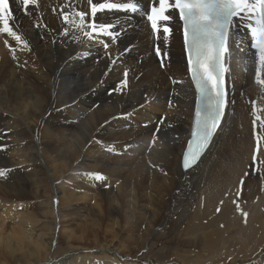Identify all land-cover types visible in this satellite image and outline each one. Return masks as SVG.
<instances>
[{"label":"bare ground","instance_id":"bare-ground-1","mask_svg":"<svg viewBox=\"0 0 264 264\" xmlns=\"http://www.w3.org/2000/svg\"><path fill=\"white\" fill-rule=\"evenodd\" d=\"M38 2L20 0L7 17L19 41L0 32V264H264V85L257 83L264 67L250 36L236 42L247 32L238 28L229 41L219 128L198 163L182 172L195 94L180 26L158 32L160 65L149 34L129 47V23L111 21L118 11L105 7L93 16L87 0ZM44 167L53 170L54 188ZM104 170L111 176L96 179ZM207 187L228 193L247 218L202 232L212 213ZM109 205L114 220L105 222ZM125 205L119 229L116 211ZM81 215L76 227L63 223ZM236 228L249 247L229 248V256ZM56 231L65 236L61 250Z\"/></svg>","mask_w":264,"mask_h":264},{"label":"snow or ice","instance_id":"snow-or-ice-1","mask_svg":"<svg viewBox=\"0 0 264 264\" xmlns=\"http://www.w3.org/2000/svg\"><path fill=\"white\" fill-rule=\"evenodd\" d=\"M30 2L34 4L35 0H23L24 5ZM87 2L92 5L93 16L105 7L137 11L135 3L105 5L93 3V0ZM173 10H178L184 23L190 71L199 92V99L203 102V110L197 112L194 139L190 142L191 151L186 152L184 157V166L187 168L196 162L203 149L207 147L219 123L224 99L221 73L226 71L221 61L228 51V42L237 27L240 32L247 29L245 36L236 41L237 44L250 36L249 47L255 50L252 55L257 57L261 67H264V0H174L171 4L169 0H159V7H152V14L148 16L153 29H157L159 21L171 20ZM10 15L8 0H0V21L3 22L0 32H7L19 41L20 36L8 26L7 17ZM76 15L83 22L85 13L77 12ZM164 31L168 32V28L164 27ZM259 76L258 69L257 83L264 85V79H260ZM253 160H256L255 155ZM0 175H3V172H0ZM101 178L99 175L96 176V179Z\"/></svg>","mask_w":264,"mask_h":264},{"label":"rangeland","instance_id":"rangeland-1","mask_svg":"<svg viewBox=\"0 0 264 264\" xmlns=\"http://www.w3.org/2000/svg\"><path fill=\"white\" fill-rule=\"evenodd\" d=\"M177 33V32H176ZM177 35H179V33H177ZM252 50V49H251ZM241 52H242V50H241ZM244 73H245V71H244ZM170 77V76H169ZM37 83V82H36ZM38 84V83H37ZM262 88L263 87H261V90H262ZM250 89V88H249ZM14 114V113H13ZM165 114V112H163V113H161L160 114V116H159V118H160V120H166V116L164 115ZM15 117V118H14ZM13 118L15 119V120H17V121H20L21 122V117L18 115V117H17V115H15L14 114V116H13ZM24 125V124H23ZM175 125V123H173V125L172 124H170L169 126H170V128H172L173 126ZM48 134V133H47ZM171 136V135H170ZM16 146V145H15ZM15 146H13L12 148H11V150H13V151H11V153L12 152H15V155H19L16 151H15V149H14V147ZM128 146V145H127ZM135 147H137V146H135ZM113 151H115V150H113ZM147 151L148 150H145L144 151V153H147ZM42 156H40V153H38V159H40V162L41 163H43L44 164V161H43V159L41 158ZM122 157H124V156H122ZM48 163L49 164H51L49 161H48ZM74 164H78V161H76V160H74ZM41 167H43V166H41ZM157 167H159V166H157ZM45 168V167H44ZM46 169V174H44V176L45 175H47V177L45 176V181L46 180H48L50 177H51V175H53V170H47V168H45ZM159 169V168H158ZM257 170V169H256ZM256 170H255V172H256ZM260 171H261V168L259 169ZM52 172V173H51ZM54 173H56V172H54ZM50 176V177H49ZM99 176H101L102 178L100 179V180H102L103 178H105L106 176H111L110 174H109V172L107 171V170H104V174L103 173H100L99 174ZM74 177V175H72V178ZM71 178V181H70V185L72 186V188H73V192H75V193H77V189H79L80 188V183L79 182H77V181H75L74 180V178L72 179ZM68 179V178H67ZM89 179V178H88ZM47 182V181H46ZM45 182V183H46ZM68 182V181H67ZM120 182H121V180H119V181H116L115 182V184L116 185H118V184H120ZM78 183V184H77ZM48 184H49V186H51L52 188H54V186H53V181H51V179H49L48 180ZM77 184V185H76ZM55 185V184H54ZM207 195H206V197H207V199H210L207 203H208V205H209V207H210V209H212V213L208 216V222L206 223V225H202V226H200L199 227V229L201 228V231L203 232L204 231V226H206V228H207V226L208 227H212V226H217V227H219L222 223H224V221H230V222H233V220H238V219H241L242 218V220L243 219H246L247 218V215L246 214H248V212L249 211H246L245 209H242L241 207H239V205H235V202H234V200H231V198L230 197H228L227 195H229L228 193H226L225 191H218V192H211L210 191V189H209V187H207ZM187 193L186 194H190V192H191V190H189V189H187V191H186ZM211 192V193H210ZM218 193H220V194H218ZM227 196V197H226ZM221 197V198H220ZM224 197V198H223ZM226 198V199H225ZM213 199V200H212ZM223 199V200H222ZM230 199V200H229ZM258 199V197H256L255 199H252V202H251V204H254V202L256 201ZM228 202H227V201ZM226 201V202H225ZM230 202V203H229ZM74 203H77L78 205H81V204H83L84 203V201H78V202H74ZM86 203L87 204H89V205H87V207L89 208V209H93V204H94V202H93V200H87L86 201ZM228 204V205H227ZM54 205H55V202H54ZM91 205V206H90ZM215 206V207H214ZM216 206H218V207H216ZM222 206V207H221ZM226 208H225V207ZM228 206V207H227ZM242 206H243V208H245V206H246V202L245 201H243V204H242ZM96 207V206H95ZM203 207V197H202V202H201V208ZM224 207V208H223ZM250 207H251V205H250ZM249 207V208H250ZM126 208H128L129 209V207L127 206V205H125L124 206V209L123 208H119L118 207V210L116 211L117 213H119V215H120V222H119V225H120V227H119V225H117L118 227H119V229H121V227H123L124 226V221L126 220V216H127V214H128V212H125V211H128ZM214 208V209H213ZM216 208V209H215ZM249 208L247 209V210H249ZM96 209H97V207H96ZM95 209V211H96V213H98L97 211L98 210H96ZM126 209V210H125ZM233 209V210H232ZM87 210V209H86ZM67 211V210H66ZM65 211V212H66ZM223 211V212H222ZM246 211V212H245ZM88 212H89V210H87V212H83V214H88ZM110 211V205H109V212H107V214H106V219H105V222H108V221H110V222H112L114 219H113V217H112V214H113V212H111ZM127 213V214H126ZM220 214V215H219ZM241 215V216H240ZM90 216L91 217H94L93 215H92V213H90ZM68 217L70 218L71 217V215L69 216L68 215ZM82 218V219H81ZM81 218H79L80 220H78L77 221V223L75 224V223H72V222H68L66 219L67 218H64V222L63 223H70V224H72V225H74V227H76L79 223H81L82 221H83V219H85V217L83 218V215H81ZM234 218V219H233ZM259 219H261V217L259 218ZM66 220V221H65ZM212 220V221H211ZM131 224H132V227L133 226H136V224L134 225V223H132V222H130ZM192 223V222H191ZM144 224L142 225L141 224V227H140V229H143L144 228ZM56 227L57 228H59V225H56ZM160 227V226H159ZM159 227H157V230H160V228ZM198 228V227H197ZM77 229V228H76ZM123 229V228H122ZM236 230V231H235ZM164 232H166V231H164ZM259 232H261V230L259 231ZM141 233H144V231H142L141 230ZM260 233H257V235H259ZM230 236H229V238H233V241H234V244H232V245H230L229 247H227L226 249V251H227V253L229 254V256H231L233 253L229 250V248L232 250V247H235V249H238V248H243V247H246V248H248L249 247V242H247L244 238H243V233H242V231L240 230V229H234V231L231 233V234H229ZM233 235V236H232ZM64 234H62V231L61 232H59V231H56V233H55V237H53L54 238V242H55V244H56V246H55V250H61L62 248H64L63 246H64V244H63V240L62 239H64ZM58 244L60 245V246H58ZM83 244L82 242L81 243H79V246H81V245ZM158 244H160V242L159 243H156V245H158ZM245 244V245H244ZM156 245H154V247H152V251H154V248L156 247ZM217 244L215 243L213 246L215 247ZM244 245V246H243ZM256 245L257 244H255V246L254 247H256ZM218 247H220V245H218ZM149 246H147L146 247V251H149ZM214 249V248H213ZM168 249L167 248H164L163 249V254H165L166 253V251H167ZM173 250V249H172ZM225 249H222V252L224 251ZM60 252V251H59ZM58 252V253H59ZM214 253H216V252H211V254H210V256H213V255H216V254H214ZM170 254H171V252H170ZM206 255V253H203V256H205ZM191 256L192 257H194L195 255H194V252H192L191 253ZM240 256V254L238 255V257ZM145 257V256H144ZM150 257V256H149ZM174 256H170L169 258H173ZM169 258H164V259H158V262H162V261H164V260H167V259H169ZM195 263H198V262H195Z\"/></svg>","mask_w":264,"mask_h":264}]
</instances>
